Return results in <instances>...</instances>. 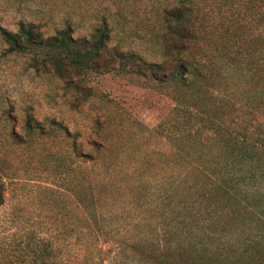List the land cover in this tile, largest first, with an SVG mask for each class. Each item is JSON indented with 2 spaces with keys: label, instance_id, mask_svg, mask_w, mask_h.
<instances>
[{
  "label": "rangeland",
  "instance_id": "374dc122",
  "mask_svg": "<svg viewBox=\"0 0 264 264\" xmlns=\"http://www.w3.org/2000/svg\"><path fill=\"white\" fill-rule=\"evenodd\" d=\"M190 1L209 38L238 42L240 52V40L249 47L260 39L259 0ZM178 5L0 0V25L12 31L19 21L45 35L69 25L74 38L108 29L98 69L70 78L6 54L0 38V264H264V159L236 171V199H186L195 189L181 190L175 149L156 129L174 106L173 89L136 69L160 60L162 11ZM236 88L240 129L245 105L264 90H253L243 71ZM257 108L248 126L261 136Z\"/></svg>",
  "mask_w": 264,
  "mask_h": 264
},
{
  "label": "trees",
  "instance_id": "16d2710c",
  "mask_svg": "<svg viewBox=\"0 0 264 264\" xmlns=\"http://www.w3.org/2000/svg\"><path fill=\"white\" fill-rule=\"evenodd\" d=\"M186 1L179 0L178 6L162 11L156 36L160 43V60L142 59L143 66L138 65L136 69H141L143 76L158 87L173 89L174 106L156 129L175 149L173 168L176 176L183 177L181 190L195 189L196 194H184L186 199L194 202L199 195L210 204L208 195L236 199L239 185L236 171L264 159V134L253 135L248 126L257 106H264V93L256 100L252 94L255 104L245 105L243 113L247 117L240 129L235 98L236 77L241 71L253 90H264V53L257 46L264 45V0H259L261 9L255 18L261 36L255 38L258 44L253 41L249 45L256 46L255 55L243 52L249 48L247 39L240 40L244 48L240 52L238 42L228 44L209 38L204 23L196 21L192 15L191 1L188 6L184 5ZM71 33L69 25L49 35L30 22H17L14 31L0 25L4 52L29 55L35 69H46L68 78L90 69L97 70L98 58L107 49V25L95 27L88 37L74 38ZM132 57L133 53H125L128 61L132 62ZM119 66L125 64L120 62ZM258 72L263 75L258 76ZM25 126L31 133L28 119ZM2 200L0 184V204Z\"/></svg>",
  "mask_w": 264,
  "mask_h": 264
}]
</instances>
